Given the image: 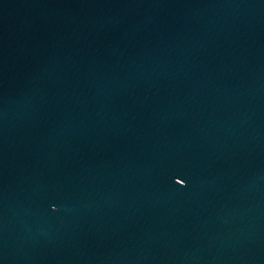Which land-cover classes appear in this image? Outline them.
I'll return each mask as SVG.
<instances>
[{
    "label": "water",
    "instance_id": "water-1",
    "mask_svg": "<svg viewBox=\"0 0 264 264\" xmlns=\"http://www.w3.org/2000/svg\"><path fill=\"white\" fill-rule=\"evenodd\" d=\"M0 264H264V0H0Z\"/></svg>",
    "mask_w": 264,
    "mask_h": 264
}]
</instances>
